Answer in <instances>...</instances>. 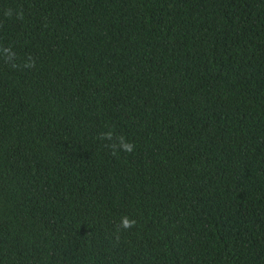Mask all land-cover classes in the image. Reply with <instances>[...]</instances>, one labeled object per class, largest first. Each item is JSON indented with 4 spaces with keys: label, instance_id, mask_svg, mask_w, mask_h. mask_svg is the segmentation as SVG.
<instances>
[{
    "label": "trees",
    "instance_id": "16d2710c",
    "mask_svg": "<svg viewBox=\"0 0 264 264\" xmlns=\"http://www.w3.org/2000/svg\"><path fill=\"white\" fill-rule=\"evenodd\" d=\"M0 264H264V0H0Z\"/></svg>",
    "mask_w": 264,
    "mask_h": 264
},
{
    "label": "clouds",
    "instance_id": "9594fccd",
    "mask_svg": "<svg viewBox=\"0 0 264 264\" xmlns=\"http://www.w3.org/2000/svg\"><path fill=\"white\" fill-rule=\"evenodd\" d=\"M124 148L127 151H131L132 150L131 143H125ZM122 221H123V227H125V228L131 227L134 223V221L129 220L127 217H123Z\"/></svg>",
    "mask_w": 264,
    "mask_h": 264
}]
</instances>
